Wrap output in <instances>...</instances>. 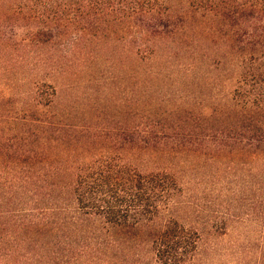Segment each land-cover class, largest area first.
Returning a JSON list of instances; mask_svg holds the SVG:
<instances>
[{
	"label": "trees",
	"instance_id": "obj_1",
	"mask_svg": "<svg viewBox=\"0 0 264 264\" xmlns=\"http://www.w3.org/2000/svg\"><path fill=\"white\" fill-rule=\"evenodd\" d=\"M0 264H264V0H0Z\"/></svg>",
	"mask_w": 264,
	"mask_h": 264
},
{
	"label": "rangeland",
	"instance_id": "obj_2",
	"mask_svg": "<svg viewBox=\"0 0 264 264\" xmlns=\"http://www.w3.org/2000/svg\"><path fill=\"white\" fill-rule=\"evenodd\" d=\"M235 81L233 80H226V82L224 83L223 85V88H222V91H223V94H229L233 91L234 87H235ZM152 166V162L150 164ZM245 231L243 229H240L238 231H236L234 233V237H237L239 234H242L244 233Z\"/></svg>",
	"mask_w": 264,
	"mask_h": 264
}]
</instances>
